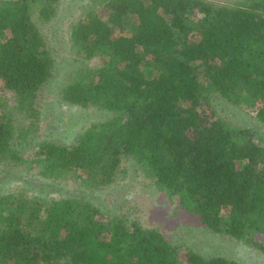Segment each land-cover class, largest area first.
<instances>
[{
  "label": "trees",
  "instance_id": "obj_1",
  "mask_svg": "<svg viewBox=\"0 0 264 264\" xmlns=\"http://www.w3.org/2000/svg\"><path fill=\"white\" fill-rule=\"evenodd\" d=\"M61 2L0 0V168L99 189L133 160L205 229L264 253V141L214 104L219 96L264 124V0L83 3L59 98L109 116L71 145L35 139L55 69L41 24ZM0 264L243 263L90 201L14 192L0 195Z\"/></svg>",
  "mask_w": 264,
  "mask_h": 264
},
{
  "label": "rangeland",
  "instance_id": "obj_2",
  "mask_svg": "<svg viewBox=\"0 0 264 264\" xmlns=\"http://www.w3.org/2000/svg\"><path fill=\"white\" fill-rule=\"evenodd\" d=\"M88 0H62L54 21L42 22L44 33L55 57V69L50 82L43 88L39 129L35 139H53L71 145L92 123L105 120L109 114L96 108H81L62 103L60 85L71 57L69 26ZM231 3L236 0H210ZM68 55V58H66ZM65 56V57H64ZM214 104L222 115L234 124L251 128L264 141V124L247 111L214 96ZM16 115V120H20ZM124 173L113 185L88 188L74 177L43 178L35 171L7 165L0 168V195L14 193L30 198L37 195L48 200L77 197L95 203L114 215H128L146 226L157 227L174 243L185 245L205 256L223 255L243 264H264V253L229 236L207 230L179 199H171L158 191L133 160L123 162Z\"/></svg>",
  "mask_w": 264,
  "mask_h": 264
}]
</instances>
